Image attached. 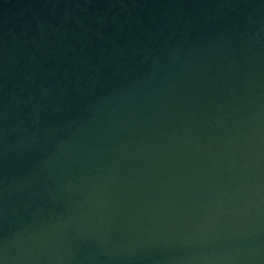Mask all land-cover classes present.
<instances>
[{
	"label": "water",
	"instance_id": "95a60500",
	"mask_svg": "<svg viewBox=\"0 0 264 264\" xmlns=\"http://www.w3.org/2000/svg\"><path fill=\"white\" fill-rule=\"evenodd\" d=\"M0 264H264V0H0Z\"/></svg>",
	"mask_w": 264,
	"mask_h": 264
}]
</instances>
